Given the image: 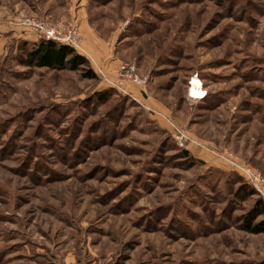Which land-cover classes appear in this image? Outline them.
I'll list each match as a JSON object with an SVG mask.
<instances>
[{
    "label": "rangeland",
    "instance_id": "374dc122",
    "mask_svg": "<svg viewBox=\"0 0 264 264\" xmlns=\"http://www.w3.org/2000/svg\"><path fill=\"white\" fill-rule=\"evenodd\" d=\"M25 19L97 79L23 66ZM238 164L264 177V0H0V264H264Z\"/></svg>",
    "mask_w": 264,
    "mask_h": 264
},
{
    "label": "trees",
    "instance_id": "16d2710c",
    "mask_svg": "<svg viewBox=\"0 0 264 264\" xmlns=\"http://www.w3.org/2000/svg\"><path fill=\"white\" fill-rule=\"evenodd\" d=\"M21 64L28 68L68 69L71 72L80 73L83 79H97L93 70L89 68L88 61L73 48L42 39L33 43L30 50L25 51V59L21 60ZM101 98L106 99L105 95H101ZM204 99L205 97L202 101ZM253 194L251 191L248 196ZM252 210L248 219L244 221V230L251 234L264 233V201L261 198L254 201Z\"/></svg>",
    "mask_w": 264,
    "mask_h": 264
},
{
    "label": "built area",
    "instance_id": "2783aa9c",
    "mask_svg": "<svg viewBox=\"0 0 264 264\" xmlns=\"http://www.w3.org/2000/svg\"><path fill=\"white\" fill-rule=\"evenodd\" d=\"M22 26H26L34 31L39 39L45 41H52L57 44L66 45L73 49L80 46V36L78 26L66 24L62 22H50L41 20H29L25 19L21 21ZM133 67H122L119 71L120 78L123 80L140 82L137 76L134 74ZM196 78V77H194ZM192 78L189 82V96L191 99L202 100L206 96V92L203 90L202 84L200 83L199 88L202 90L201 95L193 97L190 95V89L192 87ZM197 79V78H196ZM199 82L200 80L197 79ZM242 176V178L251 186L252 189L260 196L264 201V177L255 170L246 165L238 164L236 167Z\"/></svg>",
    "mask_w": 264,
    "mask_h": 264
},
{
    "label": "crops",
    "instance_id": "0c3cea01",
    "mask_svg": "<svg viewBox=\"0 0 264 264\" xmlns=\"http://www.w3.org/2000/svg\"><path fill=\"white\" fill-rule=\"evenodd\" d=\"M66 13V15L68 14V18H65V19H69V20H71V18H72V15H71V12H70V10L68 11V12H65ZM65 15V16H66ZM64 16V17H65ZM79 18V19H78ZM77 18V22H79V28L81 29V31H82V34L84 35V37H86V39H87V41H91V42H95L96 44H98V42H99V40L97 39V37H95V35H93V34H91L89 31H88V29L86 28V20L84 21L82 18H80V17H78ZM73 19V18H72ZM71 23H74V22H71ZM34 38H33V37ZM37 36V35H36ZM35 35H31V37L33 38V39H35V41L37 40V39H39V36H37L36 37ZM35 41H33V42H35ZM91 53V52H90ZM92 56H93V54H92ZM94 57V56H93ZM101 74H104L103 72L101 73Z\"/></svg>",
    "mask_w": 264,
    "mask_h": 264
},
{
    "label": "bare ground",
    "instance_id": "6f19581e",
    "mask_svg": "<svg viewBox=\"0 0 264 264\" xmlns=\"http://www.w3.org/2000/svg\"><path fill=\"white\" fill-rule=\"evenodd\" d=\"M200 82L197 80H192V87L190 89V95L193 97L199 96L202 93V90L199 88Z\"/></svg>",
    "mask_w": 264,
    "mask_h": 264
}]
</instances>
